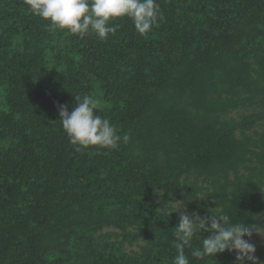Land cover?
Segmentation results:
<instances>
[{
    "label": "trees",
    "instance_id": "trees-1",
    "mask_svg": "<svg viewBox=\"0 0 264 264\" xmlns=\"http://www.w3.org/2000/svg\"><path fill=\"white\" fill-rule=\"evenodd\" d=\"M157 3L102 41L0 0V264H172L183 197L264 227V0ZM85 93L128 143L75 151L58 105Z\"/></svg>",
    "mask_w": 264,
    "mask_h": 264
},
{
    "label": "clouds",
    "instance_id": "clouds-1",
    "mask_svg": "<svg viewBox=\"0 0 264 264\" xmlns=\"http://www.w3.org/2000/svg\"><path fill=\"white\" fill-rule=\"evenodd\" d=\"M23 3L32 15L47 22L45 28L49 33L66 31L80 39L94 35L106 41L120 28V24L114 23L119 18L130 19L142 36L166 19L157 0H23ZM75 99L76 106L71 112L67 104L58 105L59 120L75 151L92 147L115 149L121 139L129 142V135L121 137L110 119L99 114L95 97L85 93L75 95ZM179 202L182 206L173 211L179 213V222L174 227L176 255L172 264H191L186 247L191 248L190 255L196 260L229 251L235 252V264H260L251 238L253 233L264 235V227L234 222L223 213L201 217L196 212L188 213ZM198 233L207 235L200 247L193 248L192 241L199 238Z\"/></svg>",
    "mask_w": 264,
    "mask_h": 264
},
{
    "label": "rangeland",
    "instance_id": "rangeland-1",
    "mask_svg": "<svg viewBox=\"0 0 264 264\" xmlns=\"http://www.w3.org/2000/svg\"><path fill=\"white\" fill-rule=\"evenodd\" d=\"M199 196L204 198L202 196V194H199ZM179 201H181L184 204L185 209L187 210L188 213L195 212V211L191 210V204L188 202V199L185 197H183L182 199H180V200H178L175 203H172L170 205L174 211L177 209V207L182 206ZM112 231H113L112 229H106L103 233L112 232ZM251 242L253 244H255V246H256L255 255H256V257H258V261L260 262V264H264V235L253 233V236L251 238ZM141 245H142V243H139L138 246H134L133 248H128V252H131V250H133L134 252H139V246H141Z\"/></svg>",
    "mask_w": 264,
    "mask_h": 264
}]
</instances>
